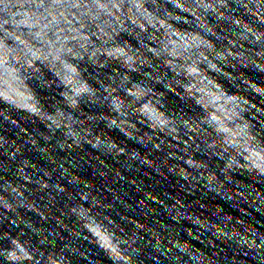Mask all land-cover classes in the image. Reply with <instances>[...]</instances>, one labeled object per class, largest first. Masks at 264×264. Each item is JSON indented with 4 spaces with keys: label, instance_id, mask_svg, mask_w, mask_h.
Segmentation results:
<instances>
[{
    "label": "water",
    "instance_id": "95a60500",
    "mask_svg": "<svg viewBox=\"0 0 264 264\" xmlns=\"http://www.w3.org/2000/svg\"><path fill=\"white\" fill-rule=\"evenodd\" d=\"M0 264H264V0H0Z\"/></svg>",
    "mask_w": 264,
    "mask_h": 264
}]
</instances>
